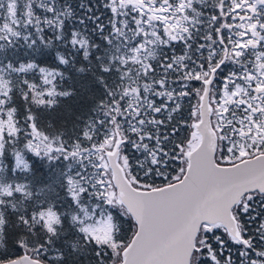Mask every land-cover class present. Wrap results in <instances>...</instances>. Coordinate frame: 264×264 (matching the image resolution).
<instances>
[{
	"label": "snow or ice",
	"instance_id": "6c2138e0",
	"mask_svg": "<svg viewBox=\"0 0 264 264\" xmlns=\"http://www.w3.org/2000/svg\"><path fill=\"white\" fill-rule=\"evenodd\" d=\"M0 264H264V0H0Z\"/></svg>",
	"mask_w": 264,
	"mask_h": 264
}]
</instances>
